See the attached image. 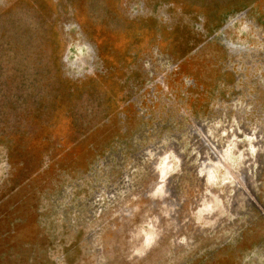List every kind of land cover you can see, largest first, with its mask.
<instances>
[{
    "label": "rangeland",
    "instance_id": "374dc122",
    "mask_svg": "<svg viewBox=\"0 0 264 264\" xmlns=\"http://www.w3.org/2000/svg\"><path fill=\"white\" fill-rule=\"evenodd\" d=\"M0 264H264V0H0Z\"/></svg>",
    "mask_w": 264,
    "mask_h": 264
}]
</instances>
